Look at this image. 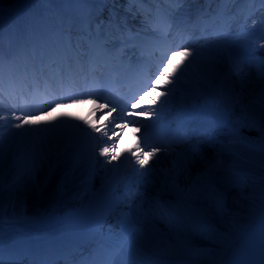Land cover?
Instances as JSON below:
<instances>
[{"label": "snow or ice", "instance_id": "1", "mask_svg": "<svg viewBox=\"0 0 264 264\" xmlns=\"http://www.w3.org/2000/svg\"><path fill=\"white\" fill-rule=\"evenodd\" d=\"M13 2L64 7L30 14L5 56L0 0V93L23 92L38 81L58 86L37 111L0 113V264H24L31 254L23 246L5 247L4 226L6 221L32 222L29 196L42 200L53 181V198L42 214L80 229L96 246L87 254L73 247L61 259L33 258L29 264H165L159 256L169 251L185 255L188 264H264V140L245 135L257 126L264 130V87L245 91L253 67L264 81V58L253 65L239 53L223 60L213 55L253 43L264 52V28L246 26L255 10L235 7L259 4L264 14V0ZM201 2L223 7L195 12L186 7ZM145 4L149 7H133ZM129 15L141 16L139 28L128 27ZM229 18L236 25L243 20L244 26L232 31ZM121 42L135 44L131 56L123 48L116 51ZM111 72L138 80L123 107L78 86L81 81L97 83V76ZM233 80L227 97L239 105V114L231 123L207 119L223 103L210 91L217 81L223 87ZM177 94L192 104L186 123L206 119L207 126L150 141L160 111ZM216 130L219 149L208 155L200 139ZM125 157L134 165L130 172L123 171ZM166 159L167 166L160 167ZM222 214L232 217L223 231L214 222ZM113 217L118 232L106 228ZM254 218L260 223L252 245L249 224ZM193 233L210 236L217 247H189L186 237ZM229 253L243 255L221 259Z\"/></svg>", "mask_w": 264, "mask_h": 264}, {"label": "bare ground", "instance_id": "2", "mask_svg": "<svg viewBox=\"0 0 264 264\" xmlns=\"http://www.w3.org/2000/svg\"><path fill=\"white\" fill-rule=\"evenodd\" d=\"M250 4V3H249ZM212 5L201 3H192L187 5L189 9L193 12L197 9H207L211 8ZM254 5V4H252ZM35 6H41L38 3H28V4H18L14 3L13 0H4L3 4V27H4V51L5 56L8 54L10 43H14V34H16L19 30H22L24 25L29 19L30 14L32 13H40L47 8H55L60 7L63 8V5H43L41 10H34ZM261 8L262 6L258 4ZM42 7V6H41ZM91 7H101L99 5H92ZM108 7H111L110 5ZM117 8H128L127 4H118ZM135 7V6H133ZM137 8V7H136ZM108 15L107 10L104 12V16ZM132 15L127 17L128 25L132 28L138 22H140L141 16H135V19L132 20ZM134 18V17H133ZM256 24V23H255ZM255 27V25H254ZM253 30V29H251ZM236 51H238L242 55H246L249 59L252 60L253 65L256 64L261 58H264V52L258 51V46L253 43L250 45H241L238 47H234ZM219 58L223 60V55L218 54L217 51L214 52ZM252 73L257 74L255 67L252 69ZM233 81H227L223 85L220 86V82H216V87L214 90L210 91V95L222 97L223 103L218 110H213L207 113V119L214 120H224L226 122L231 123L235 116L239 114V105H234L227 97V91L229 85L233 84ZM253 85H252V84ZM248 85L247 91L259 90L261 87H264V81H261L258 78V81L252 80ZM237 91H239V86L235 85ZM72 111L83 112L84 108H72ZM192 110V104L190 100L182 99L179 94H177L176 98L172 100L168 105H165L163 109L160 111V119L155 121V126L162 124V122L167 121V124H170L175 129V133L179 130L181 132L188 131L191 133V130L194 128L206 127L207 122L206 119H198L192 121L191 123H186L185 117ZM0 113H3V109H0ZM55 115V113H53ZM43 118V117H41ZM165 125V124H164ZM7 133H5L6 135ZM215 138L218 136V130L208 134ZM245 135H248L250 139H255V141L264 140V130H261L258 126L254 129H246ZM222 138V137H221ZM219 144L217 143V147H214L213 150H218ZM213 154V153H211ZM168 164V160L162 161L160 167H165ZM134 167L132 160L130 157L123 158V171L130 172ZM6 173V183L8 180V167L7 164L5 166ZM41 178H43V173L40 174ZM55 181H53L52 185L49 186L48 190L45 192L42 200L36 199L34 196H29L28 198V215L33 217V221L30 223H26L23 225H17L12 222L5 223L4 226V243L5 247L9 246H23L31 250H35L39 252L42 256H46L48 254H57L65 253L71 248L76 247L79 248L81 244H85L86 241H92L78 228H68L64 225V223H56L52 218L45 217L42 213L45 209L49 208L51 200L53 198ZM29 187H31L29 185ZM143 190V189H141ZM155 191V189H153ZM235 195V191L232 193ZM8 202V192H5V203ZM115 218H110L108 221V225H112L111 227H117L114 222ZM215 224L221 230H225L232 225V217L228 214L217 215L215 217ZM259 218H254L253 221L249 224V243L255 245L258 241L259 235ZM161 228H164V225H160ZM19 229V230H17ZM168 231V229H165ZM171 234V233H170ZM189 241V247L199 248V249H214L217 246L211 242V237L206 234H189L186 237ZM85 239V240H84ZM84 240V241H83ZM243 255V254H240ZM240 255H235L233 253H229L227 256L222 257L225 261H230L232 259H239ZM41 256V258H42ZM159 259L165 262V264H188L187 257L183 254L175 253V252H162L160 253Z\"/></svg>", "mask_w": 264, "mask_h": 264}]
</instances>
